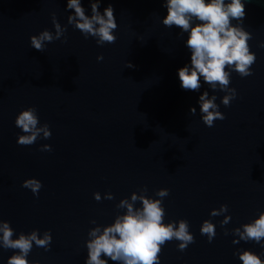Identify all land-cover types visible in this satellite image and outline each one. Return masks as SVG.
<instances>
[{
    "label": "water",
    "instance_id": "1",
    "mask_svg": "<svg viewBox=\"0 0 264 264\" xmlns=\"http://www.w3.org/2000/svg\"><path fill=\"white\" fill-rule=\"evenodd\" d=\"M244 2L242 26L252 34L256 62L250 76L231 72L237 95L226 107L225 93L202 78L198 92L181 88L178 69L191 62L188 33L162 23L165 0H101V13L111 4L118 25L115 43L102 46L68 24L74 10L67 0H0V219L10 222L14 238L33 229L52 235L48 250L33 243L28 260L86 264L89 230L113 223L126 211L119 201L145 186L153 198L169 189L164 222L186 219L195 237L183 251L177 240L165 243L159 264H242L244 249L264 259V247L234 244L231 231L264 211V0ZM82 6L91 15L89 0ZM52 13L67 26V41L37 51L30 37L55 32ZM205 90L226 117L213 127L200 113ZM30 106L51 137L22 146L15 119ZM44 144L52 150L40 151ZM30 177L42 182L38 196L22 187ZM107 192L114 199H104ZM221 204L228 212L211 216ZM224 215L231 220L222 227ZM206 219L215 225L211 242L200 231ZM14 251L0 248V264Z\"/></svg>",
    "mask_w": 264,
    "mask_h": 264
},
{
    "label": "clouds",
    "instance_id": "2",
    "mask_svg": "<svg viewBox=\"0 0 264 264\" xmlns=\"http://www.w3.org/2000/svg\"><path fill=\"white\" fill-rule=\"evenodd\" d=\"M91 15L86 14L82 6V0H67V9L74 10L67 17L68 24L80 30L87 39L95 38L98 45L115 43L117 37L114 30L118 27L111 4L104 8L103 13L99 10L101 0H89ZM164 7L167 15L162 23L168 27L179 28L181 33H188L186 47L191 52V62L178 69L180 86L186 91H199L201 78L211 89L223 91L221 103L230 106L236 98L235 88L230 87L231 72L235 71L241 77L253 74L252 65L256 62V55L250 50L248 41L252 34L246 31L243 19L246 15L244 0H165ZM235 20L238 23L233 24ZM52 23L55 32L44 29L39 34L30 37L31 47L43 52L46 44L62 37L67 41L65 33L67 26L61 25L56 14L52 13ZM260 47H264L261 42ZM104 59L103 55L97 56L98 61ZM127 67H134L127 61ZM216 95H209L205 90L198 99L203 123L213 127L216 120H224V113L219 110L216 103ZM196 108L190 112L196 114ZM15 125L21 129L17 143L22 146L34 144L38 139L51 137V130L47 123L40 124L37 109L34 106L24 108L15 119ZM51 145L44 144L40 151H51ZM22 187L28 188L33 195L38 196L43 187L42 182L30 177L25 179ZM148 189L143 187L131 193L130 198H123L116 205L118 209H126L122 214L115 216L114 222L107 225L96 224L88 232L89 239L86 241L87 257L86 264H108V260L119 264H159L162 246L172 240L179 241L178 249L183 251L195 237L189 231L186 219L164 222L165 209L163 198L169 195L168 188L156 190V197L146 195ZM97 201L101 200V194H93ZM104 199L112 200L111 192L104 194ZM140 202V207L136 202ZM228 212V205L221 204L213 208L210 215L215 217ZM230 215H224L220 222L221 226L228 224ZM201 235H206L211 242L215 235V225L211 220H204L201 225ZM237 239L233 243L254 241L264 247V211L260 212L251 222L244 223L240 227L231 230ZM225 235L228 230L225 229ZM52 241L50 230H45L43 235L38 229L29 233L20 232L14 238V229L10 222L0 219V248L13 249L14 254L7 259V264H38L27 259L33 248L37 247L48 250ZM242 264H264V259L259 254L244 249L238 252ZM102 257H106L102 258Z\"/></svg>",
    "mask_w": 264,
    "mask_h": 264
}]
</instances>
